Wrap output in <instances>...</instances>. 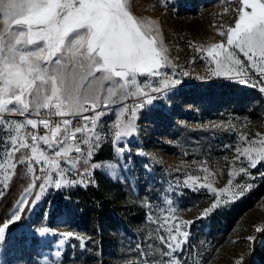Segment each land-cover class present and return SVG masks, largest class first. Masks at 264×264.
<instances>
[{"label": "rangeland", "instance_id": "374dc122", "mask_svg": "<svg viewBox=\"0 0 264 264\" xmlns=\"http://www.w3.org/2000/svg\"><path fill=\"white\" fill-rule=\"evenodd\" d=\"M127 3L129 11L148 24L153 35L158 29L157 38L171 61L163 71L181 84L170 86L151 105L139 109L137 132L115 143L118 118L127 121L131 108L147 97H130L107 109L102 106L99 111L106 114L98 122L100 144L88 163L80 159L74 167L65 164V160L81 155L75 151L59 158L66 179L73 183L59 189L53 183L35 204L32 201L39 185L49 174L45 162L32 160L33 172L27 170L28 162L18 165L6 187L0 167V224L19 211L16 205L33 175L42 177L27 197L21 219L0 242V264H168L170 259L178 264H235L241 258L243 264H264V161L253 167L237 151L259 147L250 142L264 138V75L238 53L242 61L236 66L239 77L213 76L209 69L215 65L205 59L206 52L196 50L226 41L217 30L234 26L239 5L232 0ZM162 78H155V82L153 78L142 79L140 86L157 95L150 87H159ZM42 112L48 110L41 109L39 114ZM37 116L6 113L4 119L23 122ZM25 131L35 133L36 128L26 126ZM40 132L42 136L47 130ZM7 135L0 130V164L11 147L6 143ZM39 147L55 158L47 146L40 143ZM81 148L86 156L87 145L81 144ZM25 156H31L30 149H21L13 160ZM93 164L98 167L93 168ZM204 167L211 173L207 181ZM85 168L87 175L81 180L75 172ZM51 174L53 181L60 179L56 172ZM188 176L200 179L195 186L185 185ZM205 183H211L212 189L200 187ZM225 188L238 198L231 199L228 192L220 191ZM218 195L231 202L202 215ZM172 215L176 217L173 224L192 223L182 226V231L189 233L182 250L167 257L164 253L168 249L159 241L161 235L167 238V232L160 226L165 216ZM42 228L47 231H39ZM65 232L74 235L65 239Z\"/></svg>", "mask_w": 264, "mask_h": 264}, {"label": "snow or ice", "instance_id": "6c2138e0", "mask_svg": "<svg viewBox=\"0 0 264 264\" xmlns=\"http://www.w3.org/2000/svg\"><path fill=\"white\" fill-rule=\"evenodd\" d=\"M232 2L239 5L234 26H222L217 30L220 36L226 37V41L211 43L196 50L206 52L205 59L215 65V68L209 69L213 76L239 77L241 72L237 71L236 66H241L242 61L237 58L238 53L264 75V0ZM162 3H167V0H162ZM0 18L3 25L0 27V126L7 125L0 130L8 134L6 143L11 145L6 149L7 159L0 167L3 168L6 187L18 165L28 162L27 170L33 172L32 160L37 164L45 162L49 174L43 177L44 183L39 185L40 191L36 193L33 204L53 183L57 189L73 183L66 179L59 158H67L70 152L75 151L81 155L76 160H65V164L74 167L80 159L88 163L94 149L100 144L98 122L106 114L99 111L102 106L107 109L130 97H147L131 108L127 121L118 118L114 125L115 143L137 132L135 118L139 109L151 105L170 86L181 84L179 79H170L163 71L171 65V61L167 48L157 38L158 29L153 35L148 24L129 11L127 0H0ZM158 77H163L159 81L160 86L150 87V92L157 95H150L140 86L142 79L153 78L155 82ZM239 82L245 83V80L240 79ZM123 107L127 109L126 104ZM41 109L48 110L50 116L62 119L56 122L55 127L51 126L50 119L29 118L11 123L4 119L6 113L39 115ZM89 111L94 114L82 115ZM69 116H80L84 125L72 128L73 121L63 118ZM89 122L91 127L88 126ZM38 125L47 129L42 136L25 131L26 126L35 129ZM77 133L85 134L81 142H77ZM40 143L53 151L55 158H49L40 149ZM81 143L87 145L86 156ZM250 143H258L259 147L238 148L237 151L247 157L254 167L264 161V138ZM21 149H30L31 156L13 160ZM45 167L41 168L42 172ZM92 167L98 166L93 164ZM87 171L85 168L80 175L87 174ZM111 171L115 172L114 166H111ZM203 171L208 173L207 167ZM239 171L243 172L244 169ZM52 172H56L60 179L53 181ZM209 175L211 173L204 177L205 181ZM41 179L33 175L32 183L24 189L22 199L16 205L19 211L0 224V242L4 241L10 226L21 219V213L28 203L27 197L32 194L36 181ZM199 179L188 176L185 185L195 186ZM200 187L212 189V184L205 183ZM220 191L228 192L231 199L238 198L230 188ZM239 195H243V192ZM231 199L222 200L218 195L216 202L202 215H207L222 203H230ZM175 219L174 215L165 216L160 226L167 232V238L163 235L159 237V241L168 249L164 253L167 257H173L175 252L182 250L189 235L182 231V226L192 223L181 221L173 224ZM62 235L67 239L74 234L65 232ZM77 238L83 240L82 237ZM137 250H140L139 245ZM140 254L144 255L143 252ZM168 264H178V261L170 259ZM235 264H243L242 258L237 259Z\"/></svg>", "mask_w": 264, "mask_h": 264}, {"label": "built area", "instance_id": "2783aa9c", "mask_svg": "<svg viewBox=\"0 0 264 264\" xmlns=\"http://www.w3.org/2000/svg\"><path fill=\"white\" fill-rule=\"evenodd\" d=\"M93 114L94 113L92 111H89V112L83 113L82 115H84V116H91ZM63 118H68V119H71L73 121V123L71 125L72 128H75L77 126H83L84 125V121L81 119L80 116H75V117L69 116V117H63ZM40 119H50L52 121V125L51 126L52 127H55L56 126V122L59 121L60 119H62V117L50 116L48 114V112H42L41 114H39L37 116V120H40ZM106 124H109V123H106ZM88 126L89 127L92 126L91 125V122H89V125ZM41 130L44 131V130H47V129H45L43 125H38V127L36 128V132L35 133H37L38 135H40V134H42L40 132ZM84 138H85V134L84 133H77V142H81ZM81 144H83V143H81ZM63 169H64V167H63ZM80 173H81V171H79V172L76 171L75 172V175H77L79 179L84 180L86 176H81Z\"/></svg>", "mask_w": 264, "mask_h": 264}, {"label": "bare ground", "instance_id": "6f19581e", "mask_svg": "<svg viewBox=\"0 0 264 264\" xmlns=\"http://www.w3.org/2000/svg\"><path fill=\"white\" fill-rule=\"evenodd\" d=\"M106 121L110 122V117H106ZM84 170H81V172H83ZM87 175V174H86ZM86 175H83V176H86Z\"/></svg>", "mask_w": 264, "mask_h": 264}]
</instances>
